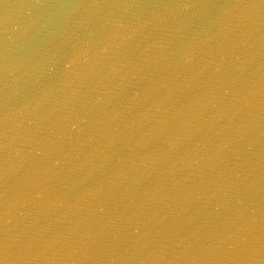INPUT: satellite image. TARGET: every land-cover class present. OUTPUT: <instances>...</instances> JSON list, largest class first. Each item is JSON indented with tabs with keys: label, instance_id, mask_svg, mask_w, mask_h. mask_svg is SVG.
<instances>
[{
	"label": "water",
	"instance_id": "95a60500",
	"mask_svg": "<svg viewBox=\"0 0 264 264\" xmlns=\"http://www.w3.org/2000/svg\"><path fill=\"white\" fill-rule=\"evenodd\" d=\"M0 264H264V0H0Z\"/></svg>",
	"mask_w": 264,
	"mask_h": 264
}]
</instances>
